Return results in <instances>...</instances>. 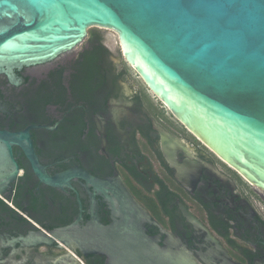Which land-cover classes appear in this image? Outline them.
<instances>
[{"label":"flooded vegetation","instance_id":"1","mask_svg":"<svg viewBox=\"0 0 264 264\" xmlns=\"http://www.w3.org/2000/svg\"><path fill=\"white\" fill-rule=\"evenodd\" d=\"M86 40L64 62L4 67L0 148L7 149L9 135L25 133L50 178L73 169L101 180L119 176L152 218L148 235L163 246L169 238L180 242L198 264H264V193L194 137L155 95L162 110L147 95L126 91L125 74L99 33L89 30ZM92 54L99 57L95 72L86 61ZM12 150L20 171L0 194V264H106L105 256H86L59 240H23L51 237L79 215L83 228L95 212L108 226L113 213L109 200L82 178L51 186L34 173L22 146L12 144ZM69 253L76 257H60Z\"/></svg>","mask_w":264,"mask_h":264},{"label":"water","instance_id":"2","mask_svg":"<svg viewBox=\"0 0 264 264\" xmlns=\"http://www.w3.org/2000/svg\"><path fill=\"white\" fill-rule=\"evenodd\" d=\"M94 28L115 32L122 59L153 95L264 193V0H0V73L51 62ZM12 144L24 148L42 182L62 187L78 176L113 213L108 226L95 212L82 228L79 215L51 237L23 239L28 244L59 240L105 256L106 264H198L180 242L169 238L163 246L148 235L152 218L119 176L101 180L73 169L50 178L25 133L9 135L7 149L0 148V194L20 171Z\"/></svg>","mask_w":264,"mask_h":264},{"label":"rangeland","instance_id":"3","mask_svg":"<svg viewBox=\"0 0 264 264\" xmlns=\"http://www.w3.org/2000/svg\"><path fill=\"white\" fill-rule=\"evenodd\" d=\"M96 33H99L100 38L102 40V43L106 45L107 50L110 51L112 58L116 61L117 70L120 72L122 71L125 74V78L123 79L124 83L127 86L128 92H139L141 95H147L153 103L154 108L157 110H162V107H160V102H158L157 99L154 98L153 93L150 91H147L145 85L142 83L140 79L136 77L135 72L132 70V68L128 64H120L122 61L121 57V50L118 43V35L113 32L112 30L103 29V28H94L92 29ZM88 45V41L86 40L82 45L78 46L74 50H72L69 53H66L57 59H55L56 63L64 62L66 60L72 59L77 53L82 51L86 46ZM49 67V66H47ZM45 68V67H44Z\"/></svg>","mask_w":264,"mask_h":264},{"label":"trees","instance_id":"4","mask_svg":"<svg viewBox=\"0 0 264 264\" xmlns=\"http://www.w3.org/2000/svg\"><path fill=\"white\" fill-rule=\"evenodd\" d=\"M98 55L97 54H92V55H88L86 57V61H88L89 63L87 64L88 65V68L90 70H92V72H95L96 71V60L98 59Z\"/></svg>","mask_w":264,"mask_h":264}]
</instances>
